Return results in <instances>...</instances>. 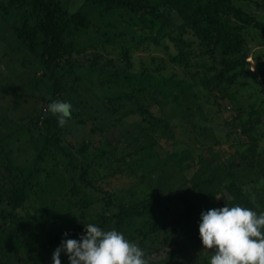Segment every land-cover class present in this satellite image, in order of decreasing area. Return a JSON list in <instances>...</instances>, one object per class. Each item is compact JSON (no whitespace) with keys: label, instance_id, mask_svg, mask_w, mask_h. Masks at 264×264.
Listing matches in <instances>:
<instances>
[{"label":"rangeland","instance_id":"rangeland-1","mask_svg":"<svg viewBox=\"0 0 264 264\" xmlns=\"http://www.w3.org/2000/svg\"><path fill=\"white\" fill-rule=\"evenodd\" d=\"M9 1L0 0V197L17 183L15 175L4 179L9 168L22 171L27 183L41 156L47 174H33L30 184L42 186L23 209L12 211L4 199L0 204V244L9 241L15 250L4 255L0 249V264H52L54 250L63 239H78L84 224L116 228L118 209L105 206L108 198L140 207L160 196L152 219H127L121 229L139 245L137 228L169 226L161 238L151 235L143 243L150 264H209L214 250L199 237L202 211L239 203L264 212V169L248 171L249 163L264 160V87L254 70L264 61V36L257 30L243 31L247 58L229 71L219 52L210 54L190 32L178 33L181 19L173 11L163 25L146 13L58 0L92 22L88 29H67L66 41L79 51L72 60L95 61L96 79L128 84L124 92L143 91L140 102L151 112L141 115L122 101L112 114L99 98L102 90L74 82L75 75L60 76V91L54 90L40 48L30 52L14 30L29 6L5 13ZM250 1L264 22V0ZM53 96L73 104L60 131L43 121ZM75 185L77 195L70 192ZM174 234L180 242L163 245ZM60 258L69 264L66 254Z\"/></svg>","mask_w":264,"mask_h":264},{"label":"trees","instance_id":"trees-1","mask_svg":"<svg viewBox=\"0 0 264 264\" xmlns=\"http://www.w3.org/2000/svg\"><path fill=\"white\" fill-rule=\"evenodd\" d=\"M26 1V2H25ZM92 3L100 6H104V10L110 8H116L121 10H129L132 13H146L154 17L157 21H161L163 25H168V14L173 11L181 19V24L178 28L179 34L190 32L195 38H197L201 45L209 47L210 54L214 55L219 52L222 55V63L226 66V70H235L241 64L244 59L247 58V53L243 51L245 45V38L243 31H247V28H253L257 30L262 36H264V22L258 20L253 14L248 13L243 8L235 5V1L251 2L250 0H160L158 4H149L148 0H89ZM29 6L30 11L24 17L23 24L20 27H14L17 36L23 40L27 45L30 52L34 53L40 48L38 54L44 68L46 76L53 80L54 90L59 93L60 91V76L75 75L74 82H84L92 84L96 90H102L99 98L101 97L105 101V106L112 108V114L117 113V105L123 102H129L131 105L137 106V111L143 115H151L149 109L140 102L141 94H145L143 91L137 89L131 92H124V89L128 87V84L119 86L117 80L101 81L96 78L101 76V73L94 72L96 62L93 61L90 66H83L72 60L73 55L79 53L76 50L72 42H67L65 39V33L70 27L79 29H88L92 26V22L80 11L76 13H70L67 11L58 0H10L7 6H4V12H8V8H16L22 4ZM27 12V10H25ZM242 54L238 58L229 59L228 57H236ZM183 60V58H182ZM259 80L264 87V61H257L254 67ZM64 71L65 73H62ZM89 76H84V74ZM103 73V72H102ZM116 74V73H115ZM219 78L223 79V72L219 74ZM229 83L234 80L233 77L226 78ZM108 89L111 92L104 91ZM149 95V94H147ZM58 100L56 96L53 99L47 101L46 108L43 110L45 123H53L57 130H61L58 125L57 118L53 116L48 110L47 106L50 102ZM123 101V102H122ZM38 121V120H37ZM160 125H163L162 120H158ZM55 143L58 145L59 139H55ZM86 146H82L81 151L85 152ZM251 153V149L247 150L245 156ZM41 156H38L34 163V171L32 179L36 176H40L43 173L47 174L44 166L40 167L42 162ZM39 165V166H38ZM264 169V160H258L257 163H249L248 171L256 172ZM9 176H5L4 179H9L12 175H15L17 183L9 188L6 192V198L0 197V204L3 199L6 200V205L11 208L12 211L17 212L24 208L25 204L32 199V196H37L38 187L42 184L38 181L35 185L30 184V180L27 183H23L24 173L19 171L18 168H9ZM18 173V176L17 174ZM36 176L34 177V175ZM83 178V174H81ZM84 179V178H83ZM70 192L74 195L78 194L77 186H73ZM109 197V196H108ZM111 197V196H110ZM160 201V196H151L146 203L142 206L127 205V204H115L112 198H108L105 201V206L116 207L118 214L116 215V229L122 232L124 222L129 219L134 222H141L143 219H152L155 213L156 204ZM79 208V202H76ZM3 204V203H2ZM76 205V206H77ZM175 222V221H173ZM169 226L157 227L153 225L152 228L143 229L137 228L136 232L139 235L140 244L143 247V243L151 237V235H157L161 238L166 233ZM74 234H72L73 236ZM127 238V237H126ZM129 239V238H128ZM130 240V239H129ZM133 241V240H130ZM134 242V241H133ZM163 245L170 246L180 242V236L174 234L173 236H166L163 238ZM0 249L4 252V255H8L14 252V248L9 241L0 244ZM150 264V263H149Z\"/></svg>","mask_w":264,"mask_h":264},{"label":"clouds","instance_id":"clouds-1","mask_svg":"<svg viewBox=\"0 0 264 264\" xmlns=\"http://www.w3.org/2000/svg\"><path fill=\"white\" fill-rule=\"evenodd\" d=\"M47 110L64 127L73 104L54 100ZM198 232L204 248L214 250L209 264H264V212L239 203L211 208L201 212ZM61 253L67 255L69 264H149L145 249L123 232L95 223L84 224L78 239H63L52 254V264H62Z\"/></svg>","mask_w":264,"mask_h":264},{"label":"crops","instance_id":"crops-1","mask_svg":"<svg viewBox=\"0 0 264 264\" xmlns=\"http://www.w3.org/2000/svg\"><path fill=\"white\" fill-rule=\"evenodd\" d=\"M235 5L243 8L244 10H246L248 13L253 14L257 19H260L259 16L255 15V12L252 11L253 8H255L253 6V4L249 3V2H245V1H235ZM258 10V9H257ZM245 30H255L253 28H247Z\"/></svg>","mask_w":264,"mask_h":264}]
</instances>
